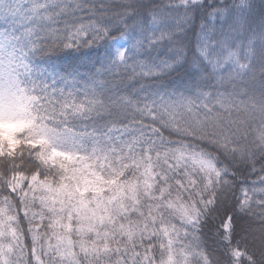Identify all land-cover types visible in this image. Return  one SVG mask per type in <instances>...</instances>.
<instances>
[{
	"label": "snow or ice",
	"instance_id": "6c2138e0",
	"mask_svg": "<svg viewBox=\"0 0 264 264\" xmlns=\"http://www.w3.org/2000/svg\"><path fill=\"white\" fill-rule=\"evenodd\" d=\"M0 264H264V0H0Z\"/></svg>",
	"mask_w": 264,
	"mask_h": 264
}]
</instances>
